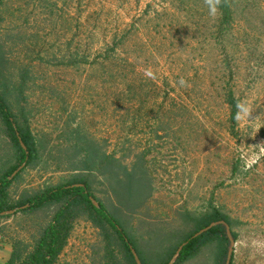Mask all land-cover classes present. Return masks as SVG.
<instances>
[{
	"label": "rangeland",
	"instance_id": "obj_1",
	"mask_svg": "<svg viewBox=\"0 0 264 264\" xmlns=\"http://www.w3.org/2000/svg\"><path fill=\"white\" fill-rule=\"evenodd\" d=\"M196 3L1 0L0 78L26 75L27 112L44 146L11 184V201L89 174L72 166L90 144L100 157L92 193L109 208L117 202L107 164L136 167L152 184L151 198L128 214L140 239L152 245L157 233L186 230L183 213L203 212L213 197L243 223L233 264H264V0L238 1L225 51L208 44L215 15L206 0ZM227 60L250 109L233 128ZM5 145L0 125V152ZM45 223L40 212L0 218V244L32 242ZM99 242L80 218L57 264H94Z\"/></svg>",
	"mask_w": 264,
	"mask_h": 264
},
{
	"label": "trees",
	"instance_id": "obj_2",
	"mask_svg": "<svg viewBox=\"0 0 264 264\" xmlns=\"http://www.w3.org/2000/svg\"><path fill=\"white\" fill-rule=\"evenodd\" d=\"M206 1L209 7V0ZM238 1L218 0L209 45L223 51L227 49L231 28L236 21ZM194 2L195 0H182L183 5L198 9L199 4L193 6ZM227 65L230 79L224 85V101L229 108V123L233 128L237 123L234 120L235 106L240 102V98L234 90L235 66L231 65L230 60H227ZM27 89L25 74L14 84L3 82L0 78L1 135L7 140V145L0 152V159L3 160V163L0 160V218L11 217L17 213L40 212L46 223L32 242L14 240L5 264H57L69 243L77 220L82 217L99 232L100 242L92 251L94 264H137L132 248L141 264H169L184 244L175 264H194L203 257H206L210 264H225L230 242L224 225L213 227L198 237L194 236L212 223L224 222L230 227L236 242L238 233L234 230L243 225L239 219L223 211L212 197L203 212L183 213L182 225L186 230L157 233L153 236L154 243L149 245L148 240L140 239L129 226L128 214L136 213L151 198L152 184L145 173H138L136 167L130 172V169L122 164L117 167L107 164L104 170L106 182L117 202V205L109 208L92 193L93 181L90 176L98 171L100 157L95 154L90 144L79 148L76 155L78 160L72 166L73 169H82L89 174L76 176L62 184L47 186L39 191L23 193L16 202L11 201V184L27 167L37 162L44 151L41 140L32 131L26 107ZM24 164L25 167L10 179ZM237 170L235 165L233 173ZM91 198L98 202L99 207L93 204ZM13 210V215H1ZM233 261L234 255L231 264Z\"/></svg>",
	"mask_w": 264,
	"mask_h": 264
},
{
	"label": "water",
	"instance_id": "obj_3",
	"mask_svg": "<svg viewBox=\"0 0 264 264\" xmlns=\"http://www.w3.org/2000/svg\"><path fill=\"white\" fill-rule=\"evenodd\" d=\"M20 143L22 145V147L26 150V147L25 145L23 144V142L20 140ZM25 167V164L22 165L17 171H15L12 176L10 177V179L14 178L23 168ZM77 186H81V187H84L83 185H77ZM91 201L93 202V204L96 206V207H99V204L96 200H94L93 198H91ZM15 214V210L13 211H8V212H5V213H2L1 215L4 216V215H13ZM218 225H224L226 227V233H227V236H228V239H229V242H230V246H229V250H228V254H227V258H226V262L225 264H231L232 263V257L234 255V252H235V246H236V242L232 236V233H231V229L228 225H226L224 222H217V223H212L210 226H208L207 228L201 230L199 233H197L194 237H198L200 235H202L203 233L209 231L210 229H212L213 227H216ZM185 245V244H184ZM183 246H181L179 248V250L177 251V253L174 255V257L172 258V260L170 261L169 264H175L180 252L182 251L183 249ZM132 253L135 257V260L137 262V264H141V261L139 260L135 250L132 248Z\"/></svg>",
	"mask_w": 264,
	"mask_h": 264
},
{
	"label": "clouds",
	"instance_id": "obj_4",
	"mask_svg": "<svg viewBox=\"0 0 264 264\" xmlns=\"http://www.w3.org/2000/svg\"><path fill=\"white\" fill-rule=\"evenodd\" d=\"M217 4L218 0H209V13L211 15H215ZM180 83L183 85L184 81L181 80ZM235 107L234 120L237 122L244 121L250 114L249 106L246 102H238Z\"/></svg>",
	"mask_w": 264,
	"mask_h": 264
},
{
	"label": "crops",
	"instance_id": "obj_5",
	"mask_svg": "<svg viewBox=\"0 0 264 264\" xmlns=\"http://www.w3.org/2000/svg\"><path fill=\"white\" fill-rule=\"evenodd\" d=\"M11 253V245L1 246L0 244V264H5Z\"/></svg>",
	"mask_w": 264,
	"mask_h": 264
}]
</instances>
